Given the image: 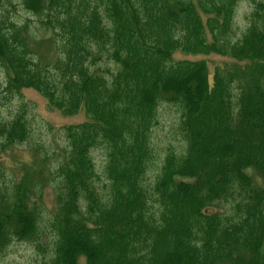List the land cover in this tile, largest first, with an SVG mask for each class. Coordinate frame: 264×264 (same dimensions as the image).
<instances>
[{"label":"trees","instance_id":"1","mask_svg":"<svg viewBox=\"0 0 264 264\" xmlns=\"http://www.w3.org/2000/svg\"><path fill=\"white\" fill-rule=\"evenodd\" d=\"M240 2L0 0L2 101L35 90L50 109L86 115L20 177L0 164V253L41 249L49 232L51 264H264V0L237 38ZM19 7L50 32L51 61ZM177 53L233 63L211 75L205 60ZM2 101L0 154L30 138L25 108L6 118ZM164 104L181 109L187 147L170 150L150 182ZM48 187L56 210L46 219Z\"/></svg>","mask_w":264,"mask_h":264},{"label":"rangeland","instance_id":"2","mask_svg":"<svg viewBox=\"0 0 264 264\" xmlns=\"http://www.w3.org/2000/svg\"><path fill=\"white\" fill-rule=\"evenodd\" d=\"M254 0H241L237 8L235 17V26L237 38L246 30L250 23L251 15L254 11ZM16 14L17 19L27 21L32 20L33 29L36 36L44 38L42 46L38 47L39 56L45 62H49L53 58L52 46L50 41V32L37 30L35 28L38 19L31 17V14L20 11ZM39 46V44H38ZM176 60H205L208 64L210 74L216 67L225 66L233 63V60L217 55L192 57L181 53L175 55ZM5 74L0 71V101H2V85L4 83ZM2 115L6 118L13 116L19 107H24L27 115V121L30 127V138L27 143L15 146L11 151L0 154V164L13 177H20V167L25 166L32 161L34 157H43L46 154L52 156L59 152L65 145L64 128L71 125H78L86 121L84 112H80L76 116H65L59 110L50 109L48 102L35 90L23 91V98L11 99L9 102L2 101ZM26 103V104H25ZM181 109L177 106L164 104L159 109L158 124L152 133V146L155 154V164L149 171V181L155 180L158 175L163 160L166 158L170 150L182 155L187 147L185 133L180 126ZM93 158L96 168L102 181L100 186L104 187L107 182L103 172L105 168L106 158L104 151L101 149L93 152ZM247 173L258 181V176L253 170ZM43 207L45 208L44 217L48 219V215H52L56 210L55 194L51 187L44 191ZM210 212L224 213V207L220 206L212 208ZM44 235L41 249L30 243H14L4 253H0V264H51L52 247L51 235L49 232Z\"/></svg>","mask_w":264,"mask_h":264}]
</instances>
